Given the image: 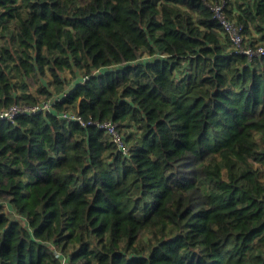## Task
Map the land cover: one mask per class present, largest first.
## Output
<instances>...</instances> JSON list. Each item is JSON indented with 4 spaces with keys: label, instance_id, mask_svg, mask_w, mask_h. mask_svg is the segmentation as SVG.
Wrapping results in <instances>:
<instances>
[{
    "label": "trees",
    "instance_id": "trees-1",
    "mask_svg": "<svg viewBox=\"0 0 264 264\" xmlns=\"http://www.w3.org/2000/svg\"><path fill=\"white\" fill-rule=\"evenodd\" d=\"M216 3L264 42V0H0V112L63 96L0 119V264H264V55Z\"/></svg>",
    "mask_w": 264,
    "mask_h": 264
},
{
    "label": "built area",
    "instance_id": "built-area-1",
    "mask_svg": "<svg viewBox=\"0 0 264 264\" xmlns=\"http://www.w3.org/2000/svg\"><path fill=\"white\" fill-rule=\"evenodd\" d=\"M215 12L216 18L219 20L224 30L228 34L233 49L236 52L245 54L250 60L255 59L264 55V42L258 41L255 36L246 37L244 34L243 24H238L234 20L230 19L224 10V3H216L212 6ZM63 96H55L52 99L42 101L38 104L32 106H23V105H12L6 110L0 112V119H13L19 113H36V112H46L51 109L55 100H61ZM62 117L69 120H74L79 122L82 125H89L93 123L101 129H104L106 134L110 136L113 142H115L123 152L128 151L121 133L117 128V124L110 120L100 121L93 120L86 121L81 115L74 111H63ZM66 263V261H63Z\"/></svg>",
    "mask_w": 264,
    "mask_h": 264
},
{
    "label": "rangeland",
    "instance_id": "rangeland-1",
    "mask_svg": "<svg viewBox=\"0 0 264 264\" xmlns=\"http://www.w3.org/2000/svg\"><path fill=\"white\" fill-rule=\"evenodd\" d=\"M254 33H255L254 36L256 38H258L260 40L263 39L262 38V33H258L256 30H254ZM79 74H81V73H79ZM66 76L69 78L71 76V74L70 73H67ZM79 78H82V76H79L78 79ZM41 84H45L46 86L48 85L49 86L48 88H50L51 90H53V88L49 85V81L48 80H44V82L41 81ZM33 93H34V95H38L39 94L38 86L33 88Z\"/></svg>",
    "mask_w": 264,
    "mask_h": 264
}]
</instances>
